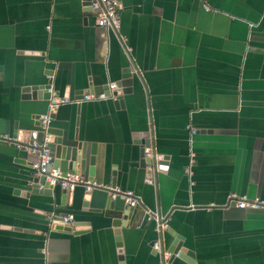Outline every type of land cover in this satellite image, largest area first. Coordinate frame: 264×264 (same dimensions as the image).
Wrapping results in <instances>:
<instances>
[{
	"label": "crops",
	"instance_id": "crops-1",
	"mask_svg": "<svg viewBox=\"0 0 264 264\" xmlns=\"http://www.w3.org/2000/svg\"><path fill=\"white\" fill-rule=\"evenodd\" d=\"M119 1L116 31L91 0H0V264H163L146 210L167 224L164 250L181 237L193 255L168 264H264V207L230 201H264V0ZM126 68L122 105L83 100L127 90ZM47 84L65 101L53 137L87 142L95 182L141 206L96 189L85 209L82 186L34 189L35 158L17 145L37 142L51 100L23 90ZM145 133L164 162L151 175Z\"/></svg>",
	"mask_w": 264,
	"mask_h": 264
},
{
	"label": "built area",
	"instance_id": "built-area-1",
	"mask_svg": "<svg viewBox=\"0 0 264 264\" xmlns=\"http://www.w3.org/2000/svg\"><path fill=\"white\" fill-rule=\"evenodd\" d=\"M91 10L96 16L97 26L100 28H112L114 30H119L121 24V3L119 0H91ZM110 90L116 91L118 89L117 84H110ZM52 92V90H50ZM53 94V93H52ZM50 101V109L46 115L42 117V130L45 132L52 124V116L55 113L56 108L64 100L56 102V96L53 95ZM108 97L106 94H88L84 96V101H101L106 100ZM115 98V97H111ZM50 136L45 134L44 140L41 144H38L36 141H33L30 144L23 145L18 144V148L26 151L28 154L34 156L35 160L32 162V170L36 178L43 179L48 182L51 187L60 186L65 190H73L78 186H82L86 189L87 192L102 189L108 191L113 199H120L124 201L131 208H137L142 205L141 197H139L135 192L129 191H120L113 188L105 187L96 182H90L85 180L80 175H68L63 176L59 169H50L51 165V152H50ZM147 156H152L153 150L147 148L145 150ZM230 201L238 206L239 208H259L264 207V201L261 199H249L247 197H239L236 195L231 196ZM148 222H153L156 225V228L159 233V239L154 243V248L161 253L162 263L168 264L170 260V255L167 252H163V241L162 233L167 228V224L163 219L156 213H152L149 210H146ZM64 224L73 223L74 217L69 215L63 218Z\"/></svg>",
	"mask_w": 264,
	"mask_h": 264
},
{
	"label": "water",
	"instance_id": "water-1",
	"mask_svg": "<svg viewBox=\"0 0 264 264\" xmlns=\"http://www.w3.org/2000/svg\"><path fill=\"white\" fill-rule=\"evenodd\" d=\"M123 79L124 81L121 83L123 87L128 88L127 90L113 92L110 90L109 86H107L108 92L105 93L106 96L109 98L111 96L115 97L116 105L123 104V97L121 96L123 94L131 93V87H132V70L130 68H126V70L123 72ZM118 88H120V85H117ZM51 86L50 84L42 85V86H33V87H26L24 88L25 97L27 99L33 98L42 100L43 98L45 100H51L52 92H50ZM118 90V89H117ZM116 90V91H117ZM85 95L93 94L94 92L89 91L85 92ZM102 94V93H100ZM56 102H59L60 99L56 98ZM54 116H52V119ZM45 134L50 136V152H51V165L50 169H59L63 176L68 175H76L81 174V176L85 175L86 168L89 166V177L91 182H95V173H96V163H97V156L96 151L92 148V150L88 151V143L85 142H79L77 139V144H70L69 141L62 139L61 137L54 138L53 136L55 134H61L56 132L52 126L48 128L45 132L42 130V120L40 122V130L37 134V143L41 144L44 140ZM143 138L145 140V145L142 148L141 154H140V166L142 168H145L147 173L151 175L154 168L160 169L164 162L163 160H158L156 154L154 153L152 156H147L145 153V150L147 148L151 147L150 140H149V134L145 133L143 134ZM58 146L60 149H58ZM33 187L35 190H37L40 194L45 195H51L53 193V190L55 187H51L48 182L44 181L43 179L36 178L33 181ZM113 189H115V183L113 182ZM64 192L67 193V190L64 189ZM93 191L86 192L85 198H84V208L86 209L90 201L92 199ZM110 200H112V196L110 195ZM132 209V208H131ZM133 210V209H132ZM125 220L128 219L129 214L124 213ZM131 216V215H130ZM63 218L64 216L57 217L56 220H54L55 224L59 222V224H63ZM130 220V218H129ZM174 236V234L172 235ZM175 237V236H174ZM178 242H174V244L171 245V247L167 248L163 252H167L170 255L169 262L173 261V259L178 256L179 258H184V254H187L189 256L193 255L190 253L189 250H187L186 247H183V239L181 237H177ZM190 263L191 260H189ZM120 264H125L123 256L120 258Z\"/></svg>",
	"mask_w": 264,
	"mask_h": 264
}]
</instances>
